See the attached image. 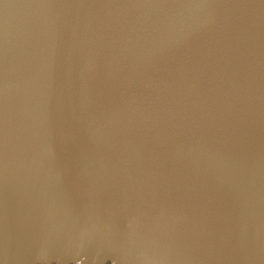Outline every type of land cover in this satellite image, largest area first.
Instances as JSON below:
<instances>
[{
  "label": "water",
  "instance_id": "water-1",
  "mask_svg": "<svg viewBox=\"0 0 264 264\" xmlns=\"http://www.w3.org/2000/svg\"><path fill=\"white\" fill-rule=\"evenodd\" d=\"M52 262L264 264V0H0V264Z\"/></svg>",
  "mask_w": 264,
  "mask_h": 264
},
{
  "label": "rangeland",
  "instance_id": "rangeland-1",
  "mask_svg": "<svg viewBox=\"0 0 264 264\" xmlns=\"http://www.w3.org/2000/svg\"><path fill=\"white\" fill-rule=\"evenodd\" d=\"M47 264H58V263L52 262V263H47ZM74 264H76V263H74Z\"/></svg>",
  "mask_w": 264,
  "mask_h": 264
},
{
  "label": "bare ground",
  "instance_id": "bare-ground-1",
  "mask_svg": "<svg viewBox=\"0 0 264 264\" xmlns=\"http://www.w3.org/2000/svg\"><path fill=\"white\" fill-rule=\"evenodd\" d=\"M76 260V259H75Z\"/></svg>",
  "mask_w": 264,
  "mask_h": 264
}]
</instances>
